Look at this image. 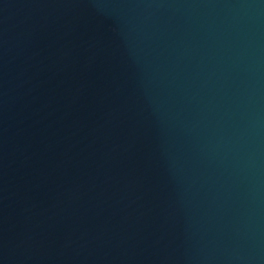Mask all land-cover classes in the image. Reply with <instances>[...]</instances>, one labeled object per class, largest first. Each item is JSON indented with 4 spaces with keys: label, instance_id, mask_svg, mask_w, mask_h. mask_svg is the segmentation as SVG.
<instances>
[{
    "label": "water",
    "instance_id": "obj_1",
    "mask_svg": "<svg viewBox=\"0 0 264 264\" xmlns=\"http://www.w3.org/2000/svg\"><path fill=\"white\" fill-rule=\"evenodd\" d=\"M0 264H264V0H0Z\"/></svg>",
    "mask_w": 264,
    "mask_h": 264
}]
</instances>
